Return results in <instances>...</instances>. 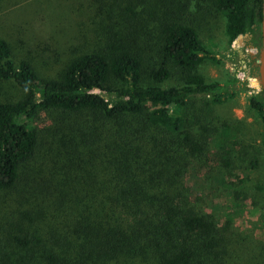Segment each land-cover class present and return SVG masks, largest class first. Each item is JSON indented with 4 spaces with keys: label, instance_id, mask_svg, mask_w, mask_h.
I'll use <instances>...</instances> for the list:
<instances>
[{
    "label": "trees",
    "instance_id": "trees-1",
    "mask_svg": "<svg viewBox=\"0 0 264 264\" xmlns=\"http://www.w3.org/2000/svg\"><path fill=\"white\" fill-rule=\"evenodd\" d=\"M56 1L25 3L53 9L37 11L56 45L47 75L0 36V85L17 92L0 90V264H264V240L252 248L198 211L213 184L253 206L264 190L228 173L262 168L264 91L246 100L257 143L216 112L246 84L198 70L216 61L200 37L212 11L228 46L247 34L259 47L261 0ZM18 3L0 0V28ZM43 111L53 119L39 127Z\"/></svg>",
    "mask_w": 264,
    "mask_h": 264
},
{
    "label": "rangeland",
    "instance_id": "rangeland-1",
    "mask_svg": "<svg viewBox=\"0 0 264 264\" xmlns=\"http://www.w3.org/2000/svg\"><path fill=\"white\" fill-rule=\"evenodd\" d=\"M16 1V0H14ZM40 2H48L49 0H39ZM30 3L35 9L38 5L45 9L44 4H39L38 0H19L17 5H13L5 11L4 21L7 24L3 26L14 27L9 30V28H0V36H3L11 44L14 49L15 56L17 58L33 57L37 59L39 55V72L46 74L55 69L54 66L47 65V60L53 58L52 53L47 49L49 45L54 47V43L48 44L47 39L42 31V16H50L53 9H49L48 12H43V10H33L29 9L28 5L25 3ZM54 3H57L55 0ZM51 4V3H50ZM25 7V12H21L20 8ZM18 8L21 14L15 9ZM37 11H40V15ZM211 15L206 19V23L202 29H200V37L207 48L214 57L216 61L211 62L210 60L204 61L198 68L199 73L207 81H222L228 78H235L239 83H245L247 89H239L236 97L221 106L218 111L219 114L228 117L233 120L232 131H236L242 126V122L248 127L253 139L257 143L261 141V133L263 132L262 127L258 124L256 117L249 113L246 109L247 98L255 92L260 90V84L258 81V76L249 75L250 67H256V62L258 59V53H254L251 56L253 64L250 66L248 63L242 62L241 58L249 54V49L254 47L250 43V38L243 39L242 41H237L231 46H228L226 37L224 35V24L225 19L222 15L211 12ZM3 17V18H4ZM3 20V19H2ZM1 23V19H0ZM2 24V23H1ZM58 30L53 31L57 33ZM58 36V35H56ZM34 39V40H33ZM36 45V49L33 48ZM258 49L257 47H255ZM30 50L36 52V55H28ZM34 54V53H33ZM56 64V63H54ZM243 84V85H245ZM4 93L16 96L17 92L10 85H0ZM53 119V115L49 111H43L39 113L36 120V124L39 127H44ZM249 133V134H250ZM264 154V152H263ZM262 168L259 171H247L244 174L235 171L234 173H229V183L242 184L245 182L246 175L248 177V182L246 186L248 188H253L254 185L264 188V156L262 158ZM195 174H189L187 176V185L192 189L197 187L199 184V177ZM210 185V178L207 181ZM219 184H213L212 193L205 196V199L201 204L198 205V211L201 213L212 214L213 222H224L228 223L234 231H237L241 236L245 237L246 242H249L250 247H254L260 241L264 240V190L263 191H252L258 205L253 206L249 198L239 195V200L228 202L224 198L223 190L218 188ZM250 188V189H251ZM225 210V211H224ZM222 217H225L223 219ZM216 224V223H215ZM247 264V263H246Z\"/></svg>",
    "mask_w": 264,
    "mask_h": 264
},
{
    "label": "water",
    "instance_id": "water-1",
    "mask_svg": "<svg viewBox=\"0 0 264 264\" xmlns=\"http://www.w3.org/2000/svg\"><path fill=\"white\" fill-rule=\"evenodd\" d=\"M261 16L259 23V47L256 49L252 47L249 49V55L258 53V59L256 62L257 67V76L260 87L264 91V0H261V8H260ZM249 35L245 34L243 36L238 37V41H242L243 39L248 38Z\"/></svg>",
    "mask_w": 264,
    "mask_h": 264
},
{
    "label": "flooded vegetation",
    "instance_id": "flooded-vegetation-1",
    "mask_svg": "<svg viewBox=\"0 0 264 264\" xmlns=\"http://www.w3.org/2000/svg\"><path fill=\"white\" fill-rule=\"evenodd\" d=\"M250 58H251V56L249 54H247L243 58H241V61L248 63V62H250Z\"/></svg>",
    "mask_w": 264,
    "mask_h": 264
}]
</instances>
